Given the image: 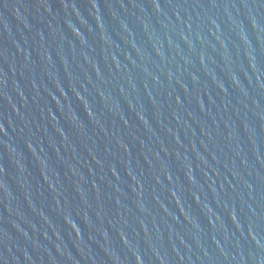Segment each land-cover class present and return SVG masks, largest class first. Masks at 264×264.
<instances>
[{
    "label": "water",
    "instance_id": "obj_1",
    "mask_svg": "<svg viewBox=\"0 0 264 264\" xmlns=\"http://www.w3.org/2000/svg\"><path fill=\"white\" fill-rule=\"evenodd\" d=\"M0 264H264V0H0Z\"/></svg>",
    "mask_w": 264,
    "mask_h": 264
}]
</instances>
